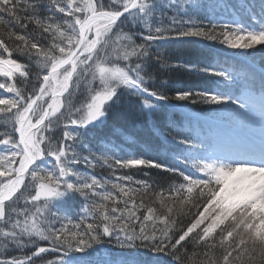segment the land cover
I'll return each instance as SVG.
<instances>
[{
	"label": "snow or ice",
	"instance_id": "1",
	"mask_svg": "<svg viewBox=\"0 0 264 264\" xmlns=\"http://www.w3.org/2000/svg\"><path fill=\"white\" fill-rule=\"evenodd\" d=\"M0 90V264H264V0H0Z\"/></svg>",
	"mask_w": 264,
	"mask_h": 264
},
{
	"label": "trees",
	"instance_id": "2",
	"mask_svg": "<svg viewBox=\"0 0 264 264\" xmlns=\"http://www.w3.org/2000/svg\"><path fill=\"white\" fill-rule=\"evenodd\" d=\"M217 47H221V46L217 45ZM168 51L172 53L169 59L173 63H176V62L199 63L200 62V51L190 49V48H178V49L172 48V49H168ZM229 51H232V50H229ZM164 76L166 79H169L171 82L183 84L185 87L206 86L205 80L202 77H197L195 75H192L190 72L182 68L173 67L170 70H168L166 73H164ZM5 95H8V94L5 93ZM192 110L199 111V109L196 106H193ZM199 114L201 116L204 115L203 112H199ZM174 119L178 123L182 121V117L180 114H176ZM138 123L139 121L133 118V119H130L125 124V127L129 130H134L137 127ZM118 142L122 143V141H118ZM133 154H136V153L133 152ZM95 174L97 176H102V175L107 176L108 172H107V169L105 168L97 167L95 169ZM74 208H78V204L73 205L72 201H68L67 203H64L61 205V211L64 214L69 215V216L73 214Z\"/></svg>",
	"mask_w": 264,
	"mask_h": 264
},
{
	"label": "rangeland",
	"instance_id": "3",
	"mask_svg": "<svg viewBox=\"0 0 264 264\" xmlns=\"http://www.w3.org/2000/svg\"><path fill=\"white\" fill-rule=\"evenodd\" d=\"M235 51H239V50H235Z\"/></svg>",
	"mask_w": 264,
	"mask_h": 264
}]
</instances>
